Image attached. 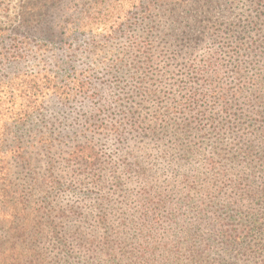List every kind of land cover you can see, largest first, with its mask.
<instances>
[{
	"label": "trees",
	"instance_id": "1",
	"mask_svg": "<svg viewBox=\"0 0 264 264\" xmlns=\"http://www.w3.org/2000/svg\"><path fill=\"white\" fill-rule=\"evenodd\" d=\"M63 1L22 0L9 25L0 21V34L13 27L11 36L0 38V70L13 69L0 80V264H117V248L132 252L125 242L130 236L129 264H264V213H243L264 205V0H248L246 16L212 29L214 38L199 50L192 46L211 31L207 18L172 14L169 52L156 44L163 43L158 19L134 16L131 84L118 75L111 81L113 88L122 79L134 89L111 99L104 94L102 49L122 23L116 27V19L105 32L93 27L99 15L70 22L57 14ZM49 10L56 12L52 18H46ZM187 43L190 52L181 55ZM26 62H37V69L22 68ZM50 99L84 134L59 159L48 135ZM29 141L36 143L25 147ZM109 141L129 178L104 156ZM27 148L46 157L47 178L16 184L12 161L31 165ZM57 162L73 178L67 184L73 195L77 184L86 188V214L73 205L69 215L58 210L59 224L48 220L52 211L44 202L30 205L37 191L57 200ZM132 178L134 202L125 200L129 212L114 228L109 209ZM88 216L95 226H76L74 243L60 240L58 227L69 217ZM52 239L58 251H50Z\"/></svg>",
	"mask_w": 264,
	"mask_h": 264
},
{
	"label": "rangeland",
	"instance_id": "2",
	"mask_svg": "<svg viewBox=\"0 0 264 264\" xmlns=\"http://www.w3.org/2000/svg\"><path fill=\"white\" fill-rule=\"evenodd\" d=\"M247 1L248 0H64L59 7L62 10L57 14H59L60 18L68 19L70 22H74L79 18L86 19L89 17L91 19L99 15L101 17L100 19H98L99 21L97 25H94L93 27H97L100 30L104 29L105 32L110 29L112 30V26H114V21L116 19L119 20L116 23V27L118 26L117 24L122 23L120 30L115 32V37L113 39H109L108 41L105 40L106 43H104L105 46L104 49H102V60L104 61L103 73L105 74L104 80L106 81V89L104 94L107 95V98L111 99L113 93L116 94V96L125 98V94L130 93V91L134 89L125 85V83H128V85L131 84L130 76L131 74H134V16H136L137 18H142L143 16H152L154 20L158 19L159 29L157 31H159L161 36L159 39H162L163 43H160V41L158 40L156 41V44H159L160 48H167L168 51H172V49L170 48V43L167 40L170 39V34H172L174 28H176L173 24H171V20L173 19L172 14L177 17H185L187 15H191L196 18L198 16L207 18L209 20L208 24L211 27V31L206 30L205 34L207 35L202 37V39L198 41L196 45L192 46V48H196V50H199L206 42L211 40L212 29L219 28V30H224L226 26L231 25L234 22H237V19H242L246 16V14L250 10ZM21 2L22 0H0V21L2 25H9L14 20L15 13L17 12L18 6ZM147 3H151L150 8L145 7ZM189 3H192L196 6L194 10H189L186 7L187 5H189ZM161 4H165L169 7H161ZM172 8H174L175 10H171ZM52 13L55 14L56 12H52L51 10H49L48 16L46 18H52ZM243 14H245V16H243ZM12 29L13 27L5 29V33L0 34V38L5 39L11 36L12 33L10 31ZM139 29L146 32L148 27L142 26L141 24ZM18 32H25V30L23 31L22 29H20L18 30ZM196 34L199 35V31H196ZM77 40V44H81L85 41V36H83V38H77ZM189 48L190 45L187 43V49H180L181 55H185V51L186 54L189 53ZM55 54H58V56H60L59 51H57ZM46 55L48 56L47 60L52 57L50 52H48ZM78 59L75 62H78ZM80 62L81 61L79 60V63ZM37 66V62H26L22 64V68L25 67L26 70H36ZM12 71L13 69L10 68L0 70V80L5 79L7 73H12ZM113 75H118L120 78L125 79V83L121 79V85H119L117 88H113V83H111ZM1 94L2 93H0V95ZM19 104L20 100H16L13 104V108H18ZM46 114L48 115L47 117L50 118L51 116H53L49 124L50 129L48 130V135L49 140L55 142L53 157L59 159L60 155L68 152L71 149L72 145L83 142L84 134L82 133V129L79 126V123H75L73 121V115H71L69 112H65L63 109H60V106L57 105L56 100L50 99V101H48ZM41 127L42 126L38 124L36 129H40ZM35 143L36 141H29V145L25 144V147H29L31 144ZM104 148V152L106 154L104 156L109 157L113 162H111L112 164H117L120 177L129 178L130 173H126V171L124 170V164L122 163L123 156L119 153H116L117 151L115 149L116 146L114 145V143L112 141L105 142ZM25 152V158H29L33 161L31 165L25 163V161H21L20 158L12 161V164L14 165H12L13 175L11 176V180L17 184V182L29 183L33 177L39 180L47 178L46 171L48 163L46 157L42 154L38 155L34 153V150L30 148H27ZM38 159H40L41 161H38ZM129 163L133 164L132 159ZM31 167H34L35 174H32V172L30 171ZM65 170L66 167L60 162H57L54 170V175L59 177L61 186L60 189H56V192L58 193H56L57 200L55 202L51 199V197L49 198V194L44 193V191H37L33 194V197L30 198V205L33 204V200H35L39 205H42L41 203L44 202L43 206H45L47 210L52 211L48 220H53L56 224H59V219L56 217V214H59L58 210L63 211L66 215H69L70 213L68 207L72 208L73 205L75 206V208H77L78 212L85 213V211L83 210V204L81 203L85 202L84 193L86 192V188H84V186L78 187L77 184L75 187L76 189L78 188L76 190L77 195H73L72 191L68 190L67 186V184L70 183L69 181H72L73 178L71 177V174L67 173ZM161 170H164L163 165L161 166ZM131 173L134 174V171H132ZM125 183L126 190H123L117 194L116 202L114 201V199L112 201L115 209H109V217L112 220L111 225L114 228H116L117 225L120 224L123 218H126V214L129 212L128 208H126L125 206V200H128L130 205L134 202V198L132 197L134 191V179L132 178L130 180H127ZM71 189L74 190V188ZM243 213L244 215L253 214L254 216L256 215L257 217H260L261 214L264 213V205L259 206L257 210H253V208H250L247 213L245 209ZM230 214L237 217L236 212H230ZM63 224L64 225H62L61 227H58L59 236L60 240L67 242V245L68 243L75 242L73 232L76 229V226H87L89 228L96 225L94 219L90 218L89 216L87 217V220L81 218L70 219L69 217V220L64 222ZM44 236L46 239L42 240L43 245L45 246L48 241L47 238H49L47 237V232H44ZM121 237L127 236L125 235V233H121ZM127 238L128 239L125 240L126 246H129L128 249H132V252H120L117 248V260H115V263L117 264L118 261L120 262V264H129V260H126L128 254L129 256L134 255V237L130 236ZM38 246L39 248H41L40 243ZM58 248H60L58 241L52 239V246L50 248V251H58ZM228 261L230 263L233 262L232 259H229ZM48 264L58 263L57 261H53Z\"/></svg>",
	"mask_w": 264,
	"mask_h": 264
}]
</instances>
